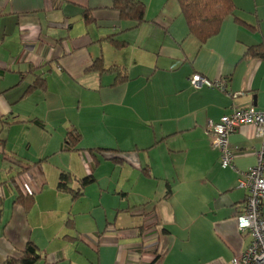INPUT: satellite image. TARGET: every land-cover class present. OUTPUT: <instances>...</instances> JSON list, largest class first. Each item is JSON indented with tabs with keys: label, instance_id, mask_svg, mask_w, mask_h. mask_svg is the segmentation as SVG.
I'll use <instances>...</instances> for the list:
<instances>
[{
	"label": "crops",
	"instance_id": "crops-1",
	"mask_svg": "<svg viewBox=\"0 0 264 264\" xmlns=\"http://www.w3.org/2000/svg\"><path fill=\"white\" fill-rule=\"evenodd\" d=\"M142 2L133 28L112 0H0V264L28 242L35 264H231L248 247L238 183L261 140L238 127L233 167H221L207 125L235 108L264 111V57L248 53L264 52V0H231L203 43L179 0ZM97 58L126 78L92 70ZM195 74L224 89L193 87ZM72 129L81 140L67 150ZM25 167L36 193L27 211L15 201ZM61 170L72 189L94 180L72 198L56 189Z\"/></svg>",
	"mask_w": 264,
	"mask_h": 264
},
{
	"label": "built area",
	"instance_id": "built-area-1",
	"mask_svg": "<svg viewBox=\"0 0 264 264\" xmlns=\"http://www.w3.org/2000/svg\"><path fill=\"white\" fill-rule=\"evenodd\" d=\"M190 82L193 87L224 89L220 79L210 80L199 74L192 75ZM242 125H251L255 134L261 140V148L257 152V164L248 168L238 187L246 191L243 208L236 215V226L240 232L250 235L251 241L246 250L234 258L231 264H264V111L254 108H235L231 113L220 117L217 122L207 125L211 137V146L219 152L221 167H233L236 157L229 146L228 136ZM34 178L26 170L17 178V185L23 194L34 192Z\"/></svg>",
	"mask_w": 264,
	"mask_h": 264
},
{
	"label": "trees",
	"instance_id": "trees-1",
	"mask_svg": "<svg viewBox=\"0 0 264 264\" xmlns=\"http://www.w3.org/2000/svg\"><path fill=\"white\" fill-rule=\"evenodd\" d=\"M179 6L187 22L189 33L199 40L200 43H203L207 38L216 34L223 18L232 12L231 0H179ZM111 8L118 12L120 19L133 21V28H137L144 21L145 5L142 0H112ZM88 14V11L83 13L85 21L90 20ZM107 39L117 49L124 47L126 44V42L116 40L112 36H108ZM257 49L258 48H251L248 50V53L253 57H264V52H262V50L258 51ZM91 69L97 71H113L116 73L118 81H122L126 78V72L124 70L113 65L105 67L100 58L93 61ZM43 85L44 78L39 76V78L29 86L27 92L29 93V91L33 89L42 88ZM80 140L81 136L78 131L75 129L69 130L65 137L66 149H76ZM89 152L94 155V150L91 149ZM29 167H31V165ZM29 167H25L19 174L28 170ZM93 180L94 178L91 175H87L78 179V187L72 189L69 187V184L73 181V176L69 172L61 170L59 172L56 189L59 192L69 193L72 198H76L82 193L83 188ZM16 186L18 195L15 201L21 203L27 211L33 204L36 193L23 194L18 185ZM39 259L40 255L36 247L31 242H28L19 258L9 259L6 264H14L16 261L20 264H35Z\"/></svg>",
	"mask_w": 264,
	"mask_h": 264
}]
</instances>
